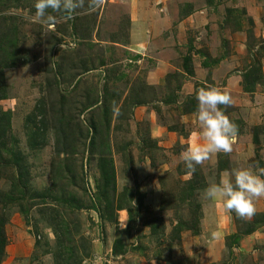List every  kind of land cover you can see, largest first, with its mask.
<instances>
[{
	"label": "rangeland",
	"instance_id": "374dc122",
	"mask_svg": "<svg viewBox=\"0 0 264 264\" xmlns=\"http://www.w3.org/2000/svg\"><path fill=\"white\" fill-rule=\"evenodd\" d=\"M34 2L0 0V264H264L263 225L260 236L240 243L264 222V197L253 200L258 212L251 217L228 213L222 223L221 202L204 196L219 183L209 158L195 165L203 187L182 192L192 172L181 175L180 157L191 143L184 135L199 130L196 112L159 101L169 84L189 79L181 71L190 56L194 79L180 100L214 87L230 92L232 105L220 106L228 119L258 123L252 117L264 115V101L252 104L256 94L226 87V79L252 61L250 45L264 47L255 46L264 42V0H102L96 8L83 0L70 18L48 9L54 19L47 24L27 18ZM143 15L155 24H143ZM132 51L144 56L136 60ZM211 59L214 70L200 66ZM148 73L159 85L148 84ZM137 93L150 102L134 105ZM180 113L187 116L183 132H153L181 123ZM132 116L161 149L150 152ZM259 121L263 126L264 116ZM37 129L38 142L31 134ZM255 147L246 160H233L234 169L264 168V147ZM19 155L23 170L13 164ZM101 157L114 166L110 211L101 198ZM218 157L227 164L225 154ZM159 180L163 195L154 190ZM218 218L221 231L212 235Z\"/></svg>",
	"mask_w": 264,
	"mask_h": 264
},
{
	"label": "clouds",
	"instance_id": "9594fccd",
	"mask_svg": "<svg viewBox=\"0 0 264 264\" xmlns=\"http://www.w3.org/2000/svg\"><path fill=\"white\" fill-rule=\"evenodd\" d=\"M102 0H92L91 7H99ZM83 0H35L34 13L27 18L31 23L47 24L54 17L47 10L70 14L81 7ZM196 120L199 132L181 153L184 167L191 173L195 165L208 159L211 154H228L233 150L237 137V126L231 122L219 107L231 106L233 101L229 93L217 88L200 89L196 94ZM204 196L213 201H220L228 213H235L241 218L254 214L253 200L264 197V168L253 172L246 168L233 169L225 172L219 183H214L204 189Z\"/></svg>",
	"mask_w": 264,
	"mask_h": 264
},
{
	"label": "crops",
	"instance_id": "0c3cea01",
	"mask_svg": "<svg viewBox=\"0 0 264 264\" xmlns=\"http://www.w3.org/2000/svg\"><path fill=\"white\" fill-rule=\"evenodd\" d=\"M130 7V5H129ZM133 9V7H130ZM165 7L162 6V9H164ZM131 9V14H134L136 13V10L134 9V12H132L133 10ZM186 13H191L192 10L190 8H188L187 10H185ZM181 14L180 17L181 18H184L186 16H188L189 14ZM145 15L141 16V19H142V23L143 24H149L150 23V26H152L153 24H155L156 22V19L153 18L151 19L148 23H146V21H143ZM140 17H138L139 19ZM166 20H160L161 22H167V18L165 17ZM134 20V17H132L131 19V24L132 26L135 24V22L133 21ZM258 41L260 39H257ZM258 44H264L263 43H260L258 42L255 46H257ZM142 47L145 49V51L147 50L143 45ZM254 46L253 45H250L249 46V49L251 48L250 51H245V53L247 54V56L249 55L251 58H252V61L250 63H248V65H245V68H243L241 71H238L237 75H233V76H237V80L236 81H232V78L233 76L230 78V79H226V82H227V85L226 87H228L230 85V83L232 82L234 84V87H235V90L238 91V92H242V93H246V94H256L255 95V98L256 100L253 98L254 100V103L252 104H255L257 102H263L264 101V96L261 95L260 93L258 94V89H259V86L264 84V47L262 46H257L255 49L256 50H253ZM133 53L135 51H132ZM135 56H136V60H139L141 59L140 57H138V55L140 54L141 56H144L143 53L141 54L139 51H137V53H134ZM138 54V55H137ZM225 54V53H224ZM225 61L228 60L227 59V56L226 54L221 56ZM138 58V59H137ZM191 60V59H190ZM212 60H215V59H211L208 65H200L201 67H203V69H206L207 71L208 70H214L213 69V64H216L217 63V60L216 62H212ZM163 64V63H162ZM163 66V65H162ZM167 66V65H166ZM164 67V69H167V67ZM183 66V70L181 71L182 74L186 75V76H189L188 80H184L183 82H177L176 84L174 83V86L172 87L169 83V85L167 86V88L169 90H172L171 92H168V94L163 96L162 99H160L159 101L160 102H163V103H168V104H178L180 101V104H181V109L182 110H191V111H197V100H196V94H197V91L195 93H186L184 94V98L180 100L181 96L179 95V93L182 92L183 88L186 86H189V84L191 82H188L189 80H193L194 79V72L192 70V67H191V63H185L183 62L182 64ZM186 67L187 69H190L192 71L191 74H188V72H186ZM219 67V65L216 66V68ZM156 69H154L155 71ZM150 76V73L147 74V77H146V80L148 82V84H150V82H152V84H158L159 85V81L157 80V78H155V81H151V79L149 78ZM195 82V81H193ZM163 83V81H162ZM207 84V83H206ZM223 90H226V89H223ZM228 91V90H226ZM230 93V92H229ZM139 93L136 94V96L134 97L135 100H133V104L134 105H138V103H142L139 105H144V104H147L150 102L147 101V99H144L142 101H140V98L138 97ZM155 97V96H153ZM151 97V98H153ZM251 100V101H253ZM257 101V102H255ZM183 106V107H182ZM263 106H264V102H263ZM186 107V108H185ZM220 107V106H219ZM159 108V107H158ZM240 109V112H241V107H239ZM180 112V111H179ZM180 115L182 116V122L179 123L178 125L173 123L171 125H168V126H164V125H158L157 127H155L153 129V132H157L158 130H162L165 128V130H169V132L171 133L172 131L176 130L177 131V128L183 132V122H185V119L187 118V116H184L185 114H181ZM226 115V114H225ZM184 116V117H183ZM263 114H261V116H259V118L257 119V117H252L254 120H258V123H254L253 125H250L251 123V120H248L246 117H242V119L239 121V125L235 123V121L229 119L231 122H233L236 126H237V129H238V132H237V137H236V141L235 143L233 144V150L231 153H228V154H225V156L228 158L227 160V164L225 163V161L221 160L220 157H218V155H221L222 153H217V154H211L209 156V159H210V162L208 163V165L206 167L209 166V164H211L213 166L214 164V167L216 166L217 168V161L218 159L221 160V162H223V164L225 165L224 167L222 166L220 173H219V181L223 178V175L224 173L227 171V172H231L234 168H236V165L233 163V160H239L241 159V161L243 160H246L249 156V152L250 150L254 149V145H256L255 149L258 147V146H261V147H264V125L262 126L263 122L261 123L259 120L263 121ZM137 117V116H136ZM152 118V117H151ZM193 118H196L195 117V114H194V117ZM228 118V116H227ZM136 118L134 116H132V123L134 124V130L136 132V130H138V134L141 136V138H143V140L147 143L148 142V138H150L148 144L152 147L150 152L151 151H154L156 149H161L160 147V143H158L157 139L151 137L148 133H145L144 131H142L141 129H136L137 126V122H136ZM152 120V119H151ZM186 127H184L185 129ZM199 132L198 131H191V130H188L186 136L184 135V140L185 141H190L192 142L194 139L198 141V137L195 135ZM157 137V136H156ZM189 142V143H190ZM199 142V141H198ZM189 146V145H188ZM187 146V147H188ZM252 146V148H251ZM258 149V148H257ZM240 152V153H239ZM158 165V164H157ZM222 165V164H221ZM178 167H181L183 168L182 166H178ZM263 168V165L261 166ZM190 172L185 170V171H181V175L183 176L184 174H189ZM191 177H189L188 179H190ZM186 179V180H188ZM160 183L162 184L157 186V188H155L154 190L156 191H159L162 195L164 193V186H163V183H164V180H159ZM166 183H167V179H165ZM162 187V188H161ZM162 189H163V193H162ZM158 192V193H159ZM260 207V204L259 206H256V208ZM160 208L162 209V207L160 206ZM164 208V207H163ZM255 208V207H254ZM264 208V207H263ZM261 209V208H260ZM263 210V209H262ZM218 211L221 215V220H222V223L226 224V220L228 222V212H226L224 210V208L222 207V203L219 204V208H218ZM255 213L258 212V209H255L254 210ZM230 214V213H229ZM220 217V216H219ZM221 220L220 218H218L216 220V227L215 229L212 231V235L213 234H218L221 230L219 229L218 225L221 226ZM224 221V222H223ZM261 227H264L261 226ZM261 227L259 228H256V230H254V232H252V234H248L249 236H244L241 240H240V243L243 244V242H245V240L247 239V237H253V236H260L258 234H262L263 232H261ZM260 229V230H258ZM264 229V228H263Z\"/></svg>",
	"mask_w": 264,
	"mask_h": 264
},
{
	"label": "trees",
	"instance_id": "16d2710c",
	"mask_svg": "<svg viewBox=\"0 0 264 264\" xmlns=\"http://www.w3.org/2000/svg\"><path fill=\"white\" fill-rule=\"evenodd\" d=\"M186 13V12H185ZM183 13V14H185ZM186 14H189V13H186ZM14 57L13 59H11L10 62H13L14 61ZM190 61V56L189 57H185L184 59V63L186 65V62H189ZM216 62V59L215 60H212V62ZM10 64H13V63H10ZM203 66L207 65V61H204L202 63ZM186 72H188V74H191L192 71L190 69H187L186 67ZM32 116L33 115H29L28 118H30L29 120H32ZM9 119L7 118L6 119V123L9 124ZM42 128V127H41ZM32 136H36L38 138L35 139L36 142L40 141L42 139V136L39 132V130L37 129V132L35 131H32L31 132ZM35 142V141H34ZM37 144L39 143H33L32 146L35 147ZM13 164H15L16 167L20 168V170H23V166H22V163H23V157H21L20 155L19 156H15V158L13 159ZM222 164V165H221ZM222 166L224 167L225 165L223 164V162H221V160L218 159L217 161V170H221ZM98 168L100 170V175H101V179H102V183H103V190H104V193L101 194V198L104 200L103 203H104V209L106 211H110L111 209V204L113 203L112 200L108 197L107 195V187H111L113 191H115V176H114V166H113V163L111 162L110 158H107V157H101L99 158V161H98ZM187 170V169H185ZM184 170V171H185ZM180 173V172H178ZM191 178L186 180V188L183 189L182 188V192H186L187 195H190L192 193V190L194 188H199V187H203V184L204 182L202 181L201 177H198L197 175V172H192L191 174ZM22 174L20 173L19 174V171H18V176L17 178H21ZM182 185V184H181ZM183 197V196H182ZM184 198V197H183ZM137 201H139V196H138V199ZM120 204L118 203L116 208L120 209ZM163 208V207H162ZM111 215L108 213V218H110ZM261 225H264V222L262 221L261 223L259 224H256L254 227L250 228L247 232H245V234H249L252 230L256 229L258 226H261ZM117 244V243H116ZM4 245V240H3V236L0 235V254L2 253V246ZM117 247V246H116ZM119 248V246L117 247ZM113 251L116 252V249L113 247Z\"/></svg>",
	"mask_w": 264,
	"mask_h": 264
}]
</instances>
